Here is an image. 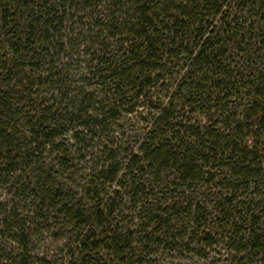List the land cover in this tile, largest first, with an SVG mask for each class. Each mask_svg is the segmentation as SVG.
Returning a JSON list of instances; mask_svg holds the SVG:
<instances>
[{"label": "trees", "instance_id": "obj_1", "mask_svg": "<svg viewBox=\"0 0 264 264\" xmlns=\"http://www.w3.org/2000/svg\"><path fill=\"white\" fill-rule=\"evenodd\" d=\"M1 52V264H33L28 219L44 209L78 231L80 256L128 262L110 223L122 195L158 228L221 216L236 264L264 262V0H0ZM122 116L136 139L121 151ZM81 163L87 208L49 169ZM195 195L215 197L214 216ZM200 230L211 248L214 228ZM169 235L141 243L176 245Z\"/></svg>", "mask_w": 264, "mask_h": 264}, {"label": "rangeland", "instance_id": "obj_2", "mask_svg": "<svg viewBox=\"0 0 264 264\" xmlns=\"http://www.w3.org/2000/svg\"><path fill=\"white\" fill-rule=\"evenodd\" d=\"M242 21H245V18L240 20V25L243 24ZM2 54L3 52L0 53V55ZM166 82L169 81L167 80ZM120 118L121 120L114 126V128L118 129L119 127L120 132L125 134V138L122 140L123 142H120V144L118 140H114L116 145L113 148H119L122 151L123 148L126 147L125 143H128L129 148H132L134 146L136 137H133L135 135L130 132L132 123L129 122L127 124L126 120L124 119L125 116ZM138 134H140V132H138ZM43 156H46L47 159L49 158L47 154H44ZM55 156L56 155H52V158ZM91 168L92 163H81L77 166V168L75 166L74 170L68 172L69 175L70 173H73L71 177H69L67 172L59 169L58 164H53V166H50L49 169L54 172L53 174H55L54 177H56L57 181H60V183L64 184L66 187H70L73 190V193L78 197H84L83 204L87 208L91 207L93 203L87 201V198L85 199L83 186L85 189L86 182L90 180L88 176L90 170L88 169ZM66 179H70L71 184L65 181ZM113 189L114 187L111 189L104 188L102 190H104L105 193H108ZM160 196L161 195L157 197ZM167 197L168 195H165L163 196V199ZM194 197L196 198L197 202L199 201L198 203L202 209H205L206 214H213V216L215 215L212 210L215 197L208 196L205 199L197 198L196 195ZM10 198L11 197L8 195L7 190L0 186V203L8 201ZM30 201V199L29 201H23L22 199L21 202V200L15 199L14 203L16 204V208L19 209L18 212L26 215V210L28 211V208L32 205ZM162 202H164V200H162L161 203ZM149 203L153 202L148 201V204ZM155 203L156 202H154V204ZM161 203L155 205H157L158 208L161 207L160 210H163L170 202H167L168 204H163V206H161ZM114 204V215L112 219L110 218V223L112 224L111 227L114 229V231H116L117 235H120L124 241L126 240L128 243L127 245H129L130 249H132L131 252L127 251V257L129 259L128 262L122 263L115 257V255L107 254L104 251L99 252L98 257L97 255L89 256L85 252L80 256L78 254L80 249L76 241V238L79 234L78 231L74 229L73 225H70L66 219H63L62 216L57 215L54 213V211L52 212L51 210L44 209L41 213L43 220L28 219L30 221L29 232L31 236L27 252L29 257H32L31 263L93 264L94 262L87 263L90 261V258H92L91 260L95 261V264H236L238 262L234 252H230L228 249L230 244H228L227 239H225V237L228 236V229H226L223 225V217L221 216L215 218L209 215L207 216L206 220L202 219L200 222V219H198V221L195 223H190L186 214H181L179 217L176 216L175 218H168L166 215L159 214L160 216L163 215L162 220L168 222V227L166 226L158 228L157 225H149L148 220H142L140 222L138 213L135 212L133 204L128 201V198L125 195L120 196V198L117 199ZM215 223L218 225H214ZM146 226L148 227L146 228ZM204 227L214 228L211 238L216 243L211 248L207 246L203 247L201 243H196L201 239V234L199 233L198 229L203 231ZM150 232H153L154 235H156V238L159 240H164L166 238L165 236H167L169 232V236H176L177 246L173 244H162L157 246L153 244L155 242L147 244L144 243V238ZM188 234H193L192 236L196 237L194 238L196 241L191 246L186 248L181 246L180 241H182V239L180 238H183V236L186 237ZM8 238L9 237H5V235L4 237L0 235V251L5 248V252L10 253V247L8 246V242H6ZM183 239L186 241V238ZM142 240L144 241L143 243H141ZM127 250L129 249L127 248ZM36 259L41 262H36ZM248 264H264V262L254 258L250 259Z\"/></svg>", "mask_w": 264, "mask_h": 264}]
</instances>
